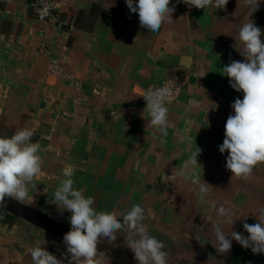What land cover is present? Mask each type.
<instances>
[{
	"label": "crops",
	"instance_id": "crops-1",
	"mask_svg": "<svg viewBox=\"0 0 264 264\" xmlns=\"http://www.w3.org/2000/svg\"><path fill=\"white\" fill-rule=\"evenodd\" d=\"M56 2L63 25L41 22L31 0H0V137L30 128L42 158L41 173L29 185L31 200L4 201L70 226L71 214L58 209L54 193L62 170L72 165L74 187L94 198L97 211H116L122 219L135 204L151 210L144 223L165 244L168 264L264 263V253L235 240L225 254L214 247L221 205L230 210L222 224L226 235L246 237L243 223H255L264 211V162L247 180L231 178L228 153L218 149L234 115L231 104L243 99L222 68L244 60L234 48L243 23L251 19L264 30V0H228L224 10L171 0L173 20L156 33L139 26L125 0ZM51 58L65 64L68 80L48 74ZM179 71L187 73L184 90L167 106L169 124L161 133L146 125L140 96L178 81ZM204 181L212 188L201 201ZM38 244L57 258L66 251L63 238L0 201V264H31L27 249ZM126 245L125 228L116 241L98 243L97 258L137 264Z\"/></svg>",
	"mask_w": 264,
	"mask_h": 264
},
{
	"label": "clouds",
	"instance_id": "clouds-1",
	"mask_svg": "<svg viewBox=\"0 0 264 264\" xmlns=\"http://www.w3.org/2000/svg\"><path fill=\"white\" fill-rule=\"evenodd\" d=\"M131 13H138L139 26L147 31L159 32L165 23L173 20L175 6L171 0H125ZM181 0H177V3ZM189 7L207 10H224L228 0H182ZM258 0H245L255 4ZM258 8V7H257ZM257 10V9H256ZM264 30L249 19L243 23L235 38L234 48L244 57L243 62L232 60L222 68L223 76L229 78L230 86L243 93V99L236 98L231 104L234 115L230 114L225 123L224 140L218 146L221 154L227 152L226 169L232 176L247 180L255 166L264 162ZM206 73L202 74L203 77ZM174 90L168 86L152 87L140 96L145 101L142 111L147 113L146 125L161 133L169 124V109ZM145 120V119H144ZM34 131L20 128L11 137H0V201L5 197L17 201L31 200L29 185L41 173L42 158L39 143H33ZM200 149L193 159L197 162ZM75 169L66 165L62 170L63 179L54 193L56 206L70 213V230L64 234L66 251L62 258L50 253L45 247L36 245L27 249L31 264H102L97 258V245L102 239L108 243L116 241L117 234L127 229V247L133 252L137 264H168L165 244L151 235L147 225L146 210L139 204L133 205L126 213L116 211L99 212L93 205V197H86L83 190L74 187ZM212 186L204 181L199 185V199L206 200ZM222 218L214 226L215 248L221 254L230 251L235 240L243 248H251L253 254L264 253V211L255 215L253 224L243 223L246 237L236 231L225 234L223 218L230 216V210L221 205L216 209ZM247 217V216H246ZM245 217V218H246ZM233 224V223H232Z\"/></svg>",
	"mask_w": 264,
	"mask_h": 264
},
{
	"label": "built area",
	"instance_id": "built-area-1",
	"mask_svg": "<svg viewBox=\"0 0 264 264\" xmlns=\"http://www.w3.org/2000/svg\"><path fill=\"white\" fill-rule=\"evenodd\" d=\"M36 7L38 19L41 22L53 21L58 23L59 25H63L62 16L57 11V2L56 0H31ZM48 74L58 80H68L70 78V74L65 66V64L57 58H51L48 65ZM168 86L174 90V96L172 102L167 104V106H171L176 103L181 97L184 84L178 82L177 80H168L160 85V86Z\"/></svg>",
	"mask_w": 264,
	"mask_h": 264
},
{
	"label": "water",
	"instance_id": "water-1",
	"mask_svg": "<svg viewBox=\"0 0 264 264\" xmlns=\"http://www.w3.org/2000/svg\"><path fill=\"white\" fill-rule=\"evenodd\" d=\"M175 76L177 77L178 82L184 83L187 78V73L184 71H179L176 72ZM1 202L5 204L7 210L10 211L11 213L18 215L19 217L22 218L25 217L29 219L31 223L37 224L40 228L52 232L57 236H59L60 238H63L64 234L70 230L71 226L61 222H56L54 220L46 221L43 215H40L37 212H33L29 208L13 200L9 202L2 200Z\"/></svg>",
	"mask_w": 264,
	"mask_h": 264
},
{
	"label": "rangeland",
	"instance_id": "rangeland-1",
	"mask_svg": "<svg viewBox=\"0 0 264 264\" xmlns=\"http://www.w3.org/2000/svg\"><path fill=\"white\" fill-rule=\"evenodd\" d=\"M261 264H264V263H261Z\"/></svg>",
	"mask_w": 264,
	"mask_h": 264
}]
</instances>
